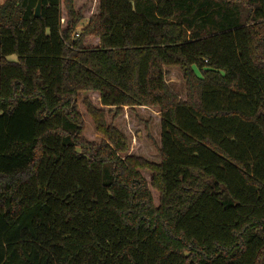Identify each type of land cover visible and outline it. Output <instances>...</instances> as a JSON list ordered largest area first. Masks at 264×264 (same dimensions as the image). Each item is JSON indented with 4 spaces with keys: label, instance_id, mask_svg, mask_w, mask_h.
<instances>
[{
    "label": "trees",
    "instance_id": "obj_1",
    "mask_svg": "<svg viewBox=\"0 0 264 264\" xmlns=\"http://www.w3.org/2000/svg\"><path fill=\"white\" fill-rule=\"evenodd\" d=\"M38 1L0 4V264H264V0Z\"/></svg>",
    "mask_w": 264,
    "mask_h": 264
},
{
    "label": "rangeland",
    "instance_id": "obj_2",
    "mask_svg": "<svg viewBox=\"0 0 264 264\" xmlns=\"http://www.w3.org/2000/svg\"><path fill=\"white\" fill-rule=\"evenodd\" d=\"M4 0H0V4ZM79 3L83 5V8L86 9L85 13H91L94 10L95 0H79ZM86 18L79 24L76 29L75 34H79L81 28L86 24ZM93 43L88 40L85 42ZM9 61H16L15 56L8 57ZM169 83L173 89L179 94H183V84L180 81L178 72L175 69H169ZM82 98L88 97L96 106V96L93 94H88L85 96L81 95ZM82 111V107L80 106ZM87 122L86 126V138L92 142H98L99 138L95 136L94 131L92 130L88 119L85 117ZM111 115L107 118V122H111ZM112 123L123 132L127 138L135 137L132 154L141 156L149 161H158V155L156 148L159 143V124L158 117L152 110H135V111H124L123 115L117 117ZM132 145V143H131ZM145 175V174H144ZM147 178V174L145 175Z\"/></svg>",
    "mask_w": 264,
    "mask_h": 264
},
{
    "label": "water",
    "instance_id": "obj_3",
    "mask_svg": "<svg viewBox=\"0 0 264 264\" xmlns=\"http://www.w3.org/2000/svg\"><path fill=\"white\" fill-rule=\"evenodd\" d=\"M40 7H41V3H40V0L38 1L37 5H36V8L34 10V16L36 18H39V14H40Z\"/></svg>",
    "mask_w": 264,
    "mask_h": 264
}]
</instances>
